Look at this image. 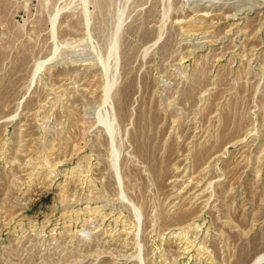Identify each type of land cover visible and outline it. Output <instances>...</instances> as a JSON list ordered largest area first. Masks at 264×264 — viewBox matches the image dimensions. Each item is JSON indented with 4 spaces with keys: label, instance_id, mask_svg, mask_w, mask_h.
<instances>
[{
    "label": "rangeland",
    "instance_id": "rangeland-1",
    "mask_svg": "<svg viewBox=\"0 0 264 264\" xmlns=\"http://www.w3.org/2000/svg\"><path fill=\"white\" fill-rule=\"evenodd\" d=\"M263 252L264 0H0V264Z\"/></svg>",
    "mask_w": 264,
    "mask_h": 264
},
{
    "label": "bare ground",
    "instance_id": "bare-ground-1",
    "mask_svg": "<svg viewBox=\"0 0 264 264\" xmlns=\"http://www.w3.org/2000/svg\"><path fill=\"white\" fill-rule=\"evenodd\" d=\"M169 5V4H168ZM171 6V5H170ZM60 11V10H59ZM120 11V10H119ZM169 11H171V9L170 10H168V12ZM59 15V14H58ZM123 15V14H122ZM168 15V14H167ZM88 16V15H87ZM89 16H91V15H89ZM120 16V15H119ZM165 16V15H164ZM87 18V17H86ZM90 19L91 18H87V23H89V21H90ZM124 19V18H123ZM54 20V19H53ZM56 21H57V19H55ZM164 20V19H163ZM118 21H120L119 22V25L116 27V28H118L117 29V31H116V33L114 34L115 35V37L116 38H113V41H114V39H116L114 42V45L112 46V48H113V50L114 49H117V48H119V46H118V42H117V38H118V35H120L119 34V32H120V27H121V25L124 23H122L121 21H122V18H120ZM125 21V20H124ZM54 22V21H53ZM54 23H57V22H54ZM53 23V24H54ZM122 23V24H121ZM90 24V23H89ZM55 25V24H54ZM53 25V27H55ZM88 26V25H87ZM53 29V28H52ZM55 30H56V28H55ZM90 30V29H89ZM53 33H55V32H53ZM56 34V33H55ZM54 37V36H53ZM55 38V37H54ZM119 39V38H118ZM118 46V47H117ZM112 50V49H111ZM113 50H112V52H113ZM118 50V49H117ZM117 50H116V52H117ZM119 51V50H118ZM115 53V52H114ZM113 54V53H112ZM111 54V55H112ZM117 54V53H116ZM115 58V57H114ZM117 64V63H116ZM44 65V64H43ZM105 65H103V67H104ZM43 66H42V64H39L38 66H37V69L35 70V73H34V75H36L40 70H41V68H42ZM107 67V66H106ZM110 82H112V81H110ZM109 83V82H108ZM115 83V82H114ZM113 83V84H114ZM116 85V84H115ZM110 88L112 87V89H110V90H108V92L107 93H109V94H107V97L108 96H110V93L112 92L111 90H113L114 88V86L112 85V86H109ZM106 88V87H105ZM129 90V89H128ZM127 90V91H128ZM105 91V90H104ZM107 91V90H106ZM109 91H111V92H109ZM105 93V92H104ZM106 96V95H105ZM111 97H112V95L110 96V97H108L107 99H111ZM106 99V98H105ZM106 99V100H107ZM113 100V99H112ZM109 102H110V100H109ZM110 104H111V112L108 114V115H110V116H108L109 118H111V121L108 123V124H110V128L108 129L109 130V132H111L110 134H112L113 133V126H115V125H117V121H118V115H117V113H116V110H115V105L113 104V103H111L110 102ZM109 106V105H108ZM102 122V121H101ZM108 122V121H107ZM106 127V126H105ZM116 127V126H115ZM116 129V128H115ZM112 136V135H111ZM113 137V136H112ZM145 140V139H144ZM141 142H140V147L142 146L143 147V152H147V146L145 145L146 144V141L147 140H145V142L144 141H142V140H140ZM113 146V148H112V152H111V159H112V166H113V168H114V170H115V172H116V176L118 177V179H119V182H120V184H123V176H122V172H121V169H120V163H119V158H120V150L117 148V147H115L114 145H112ZM144 146H146V148H144ZM133 149V148H132ZM141 151H142V149H141ZM154 157V156H153ZM121 187H122V185H121ZM124 194V193H123ZM126 195L124 194V197H125ZM123 197V198H124ZM125 198H127L128 199V197L126 196ZM126 199V200H127ZM128 201L134 206V209H135V211H137V213H138V215H140L141 216V210L137 207V205H135L130 199H128ZM140 216H139V218H140ZM262 261H264V252L263 253H260V254H258L256 257H255V259L254 260H252L251 261V263L250 264H259V263H261Z\"/></svg>",
    "mask_w": 264,
    "mask_h": 264
},
{
    "label": "water",
    "instance_id": "water-1",
    "mask_svg": "<svg viewBox=\"0 0 264 264\" xmlns=\"http://www.w3.org/2000/svg\"><path fill=\"white\" fill-rule=\"evenodd\" d=\"M261 263H263V261ZM261 263H259V264H261Z\"/></svg>",
    "mask_w": 264,
    "mask_h": 264
}]
</instances>
